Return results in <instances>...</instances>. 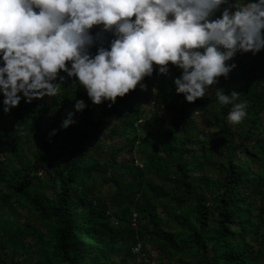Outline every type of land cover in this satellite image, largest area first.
<instances>
[{
    "label": "trees",
    "instance_id": "16d2710c",
    "mask_svg": "<svg viewBox=\"0 0 264 264\" xmlns=\"http://www.w3.org/2000/svg\"><path fill=\"white\" fill-rule=\"evenodd\" d=\"M234 60L229 77L194 102L175 91L181 69L156 74L154 65L144 78L155 89L152 108L131 101L143 93L137 85L111 107L97 105L98 117L74 77L55 97L22 100L7 113L0 93V264H148L132 251L137 241L155 264H264V124L256 129L264 120V50ZM221 89L240 94L221 104ZM81 98L88 106L61 128ZM240 102L247 116L233 124L228 113ZM148 110L156 121L144 122ZM199 112L212 115L209 126ZM119 134L129 157L117 159L121 147L102 155Z\"/></svg>",
    "mask_w": 264,
    "mask_h": 264
},
{
    "label": "clouds",
    "instance_id": "9594fccd",
    "mask_svg": "<svg viewBox=\"0 0 264 264\" xmlns=\"http://www.w3.org/2000/svg\"><path fill=\"white\" fill-rule=\"evenodd\" d=\"M261 50L264 0H0V93L6 113L22 100L55 97L61 82L73 77L94 104L111 107L137 85L146 90L143 81L154 65L156 74L167 75L171 66L181 69L175 91L194 102L219 77H229L238 53ZM239 94L221 89L218 101L229 104ZM87 106L76 99L60 127L75 124ZM246 116L243 102L228 113L233 124ZM17 130L23 131V124Z\"/></svg>",
    "mask_w": 264,
    "mask_h": 264
},
{
    "label": "rangeland",
    "instance_id": "374dc122",
    "mask_svg": "<svg viewBox=\"0 0 264 264\" xmlns=\"http://www.w3.org/2000/svg\"><path fill=\"white\" fill-rule=\"evenodd\" d=\"M173 67L171 66L170 69H172ZM173 75V72H170V76ZM144 82V81H143ZM146 84H147V91L146 90H143V93H141L142 95L140 94H137L136 96L132 97L131 98V101H135V100H139L141 99V101H143V106L145 108H152V101L151 99L148 100L147 96H149V92H152L153 91V88L154 87H150L147 83V81H145ZM83 91L84 93H86V90L83 88ZM150 97V96H149ZM89 101V104L90 106L92 107L93 109V112H94V115L96 117L99 116L100 112H99V108L96 104H94L90 99H88ZM152 110V109H151ZM152 112L153 111H150L148 110L146 112V118L144 119V122H147L148 119L151 120L153 119V121H156L155 117L152 115ZM199 114V119H200V124L202 125H205V126H209V122H208V119L212 117V115H210L209 112H204V113H198ZM104 125H105V128L107 130V132L109 131L108 127L111 126V124L115 121V118L114 116L111 114L107 117L104 118ZM257 127L256 129H260L262 127V125L264 124V120H260L259 122H257ZM161 125L166 129L164 130L165 132H168L167 129H169V126H170V120L169 118H166L164 121L161 122ZM237 126V125H235ZM147 127V126H146ZM145 127V128H146ZM237 128H239V126H237ZM144 130V126L141 127V131ZM256 131V130H255ZM130 136V135H128ZM164 138V136H162ZM126 145H127V141H126V137L123 135H115L112 139H108L106 142H105V145H104V151L102 153V155L104 156H108L109 153L111 152L112 149H114V147H121L120 150L117 152L118 153V156H117V159H121V158H128L129 155H130V152L127 150L126 148ZM141 149L144 150V151H147V152H150V151H153L154 150V147H150L149 145H143L141 146ZM239 154V153H237ZM97 180L95 181L94 180V183H96L97 185ZM163 209H167V206H166V202L164 199H161L160 202L158 203L157 205V210L159 211L160 213V216H163ZM38 242L35 243V245L33 246L32 250H35L37 249L36 246H37Z\"/></svg>",
    "mask_w": 264,
    "mask_h": 264
},
{
    "label": "built area",
    "instance_id": "2783aa9c",
    "mask_svg": "<svg viewBox=\"0 0 264 264\" xmlns=\"http://www.w3.org/2000/svg\"><path fill=\"white\" fill-rule=\"evenodd\" d=\"M132 223L134 225H136V223H137L136 213H133V215H132ZM141 246H142L141 242L137 241L135 243V245L132 247V251L138 253L139 256L143 257L148 262V264H155V260L148 257L147 253L141 250Z\"/></svg>",
    "mask_w": 264,
    "mask_h": 264
}]
</instances>
